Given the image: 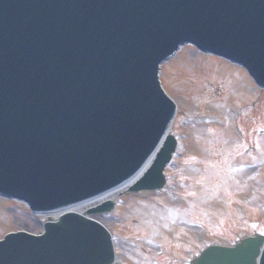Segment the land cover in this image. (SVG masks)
Segmentation results:
<instances>
[{"label": "rangeland", "instance_id": "obj_1", "mask_svg": "<svg viewBox=\"0 0 264 264\" xmlns=\"http://www.w3.org/2000/svg\"><path fill=\"white\" fill-rule=\"evenodd\" d=\"M162 77L167 90L177 102L178 115L173 123L172 131L180 135L182 142L179 153L166 171L168 175H178L183 180L178 184L169 182L170 190L186 195L191 204L194 203L202 211H212L214 216L226 215L227 211H234L240 203L244 208L245 205L254 204L255 196L257 193L261 196V193H256L249 185L243 188L242 184L248 180L245 178L250 174L252 179L249 181L253 180V176L264 177V161L254 162V167L250 171L240 169L241 171L225 174L226 176L220 169L222 164L230 162V150L225 147L231 148L235 144L236 131L232 127L235 120L233 110L230 108L236 106L240 109L244 104L253 102L256 104L253 109L254 119H258L261 127H264V92L255 89L240 70L196 54L189 47L182 48L174 60L163 66ZM253 111H245L240 122V125L243 124L248 130L246 139L250 142L255 139L253 138L254 129L250 130L249 127V124L253 125L250 115ZM191 114L215 115L222 120L226 117L227 126L222 128L224 134L218 133L213 138L206 134L207 131H213L208 127L204 130H197L199 127H194L192 123L185 125L184 116ZM254 143L257 150L259 149L261 154L264 153V138ZM220 152L223 156L215 163L213 176H201L200 178L199 169L203 164L194 168L185 165V158L188 156L196 155L200 160L207 157L216 159V155ZM182 154H186V157L184 158ZM154 196L157 198L156 201L152 199L153 196L141 194L140 197L147 200L138 201L130 199L128 191H122L113 201L117 207L110 213L96 217L114 234L116 256L123 264H152L151 259L153 258L167 263L171 261L170 255H181L187 258L191 255L192 247L198 248V242L201 239L227 244L235 239L231 231L236 232L241 228L229 220L222 228H219L220 233L215 234L208 230L193 228L180 220L175 222L170 218L175 217L178 211L162 208L159 205L153 206L157 202H166V194L161 192ZM239 197L242 200H239ZM246 198L249 202L244 204L243 201ZM183 203L185 204L184 201L180 204ZM181 208L191 216L197 215L192 213L191 207L186 208V204ZM239 213L242 216L245 211L237 210L231 217L238 218ZM248 214L253 220L264 224V217L261 215L249 212ZM44 219L45 217L28 213L18 204L0 199V238L10 231L25 230L30 233H40ZM241 230L240 234L243 235L247 229L242 228ZM124 235L136 238L137 243L133 240L132 242L126 241ZM157 253L163 254L162 256L165 254V256L160 257Z\"/></svg>", "mask_w": 264, "mask_h": 264}, {"label": "water", "instance_id": "obj_2", "mask_svg": "<svg viewBox=\"0 0 264 264\" xmlns=\"http://www.w3.org/2000/svg\"><path fill=\"white\" fill-rule=\"evenodd\" d=\"M1 1V0H0ZM5 1V0H3ZM70 0H63V1H55V0H48L47 2L49 3V7L51 11H54V7L57 5H63L66 2H68ZM80 3V6L82 5V0H78ZM77 0H72L71 4L74 5L75 3L78 2ZM107 1L108 0H94V11L91 14L90 19L94 22H98V27L97 29H95V34L96 33H100L102 35H105L106 33H108V31H106V29H101V28H105L103 27V23L106 22L109 17L105 14V10L107 11ZM246 1V5L247 7H251L248 3L249 0H243ZM261 2L263 0H260ZM88 2V0L85 1V4ZM1 3V2H0ZM17 3V4H16ZM13 4H15V7H18V2L14 1ZM170 4H171V14H172V20L176 21V20H183L182 18H186V16H192L194 19H196V17H198L201 12H205L204 14H201L199 17L202 16L201 20H198L195 24H191L193 26L194 29H197L196 32H200L202 36H204L206 39H216L217 41L221 42L224 41L225 45H228L230 47H234V43L239 44L242 43L246 40V44H250L251 41L247 40L248 38L246 37V39L244 40L243 36H241L239 33V31H232L231 29L235 27V25H230L229 21L224 20V16L228 15L227 13L222 14V11H224L227 7H220L218 9L219 3L217 2V0H170ZM29 6L33 7V8H37L40 7L41 4L39 3L38 0H31L29 1ZM79 9V8H78ZM75 11H67V10H62L61 12L68 18L70 19H75L76 17V12ZM185 9V12L187 13L186 15L182 13V11ZM20 12H22L21 9H19ZM249 12V11H248ZM162 16V14H161ZM218 16V17H217ZM173 24V23H172ZM224 24V25H223ZM178 25L180 24H173V28L177 29ZM93 26V25H92ZM218 27H220L221 29H223V31H225V35L223 31H220L218 29ZM2 34V33H1ZM5 35V33H3ZM2 34V37L4 36ZM170 36V35H169ZM169 36L164 37V39H166V42L168 43H174V38H171ZM196 40L197 39H201L199 37H193ZM94 39V34L89 35L86 31V28L82 27V28H77L75 25H70L66 28H64L62 31H60L58 33V38L55 41V44L53 45L52 48V53L50 54V57L48 56L46 58L45 63L43 62V66L45 67L44 72L45 74L40 75V79H48V78H52V75L50 74V72H54L55 71V67H61L62 65H64L63 63H57L54 62L52 60L54 54L57 53H66L68 55H71V53H75L76 49H77V44H81L84 46H86V43H91ZM20 39L19 38H15L13 39V37H8L6 38V36L4 38H0V47L3 48L2 52H0V56L3 53L4 59L9 57L10 55H14L13 50L15 48L16 42H18ZM46 40V39H45ZM193 52H195L190 46H188ZM196 54H199L197 52H195ZM201 55V54H200ZM61 56H58L57 59H59ZM206 58H210L214 61H217L211 57H206ZM219 61V60H218ZM217 61V62H218ZM221 62V61H219ZM1 63V62H0ZM222 63V62H221ZM224 64V63H223ZM37 71V69H35ZM54 87V86H52ZM8 109H10L8 112H10L12 110V107L10 106V108L8 107ZM19 109H22V107H18L17 109V115L21 114V111ZM151 110L153 112H157V108L156 107H151ZM118 131V130H117ZM110 132V131H109ZM154 133V132H153ZM152 135H148L147 138H152ZM151 143H153L152 141H148L147 143L144 144V148H140L139 150H145V148H148ZM142 144H140L141 146ZM172 148V144L170 142L166 143L165 145V149L166 153L168 154L171 151ZM136 154V152H135ZM129 156V155H128ZM127 156V157H128ZM116 159H118L119 161H117ZM113 161L110 160L111 165L104 168V170H100V176L103 177L107 174H115L116 171L118 170V164H120V157L119 158H114L112 159ZM109 162V163H110ZM1 165L6 164V162H4L3 160H1ZM27 164V163H26ZM24 164L23 167L19 166V167H15V168H11V172L15 173V175L9 174L8 176L11 179H18L21 178L23 181V185H21V192H29L31 189H33L32 187L34 186V189L39 190L40 188L38 186L43 185L42 181L40 184H36L34 183L35 181H38L39 179L34 177V171L32 169V167L30 166V164ZM2 167H6V166H0V172H4L5 170H2ZM52 169H54V166L52 167ZM110 169V172H107L106 170ZM96 173L93 172V175H95ZM28 176H31V178L27 179ZM81 178V177H80ZM116 178V177H114ZM113 178V179H114ZM84 179V178H81ZM31 182V183H30ZM55 182V180L51 179L50 181V185H53V183ZM68 185V183H67ZM37 186V187H36ZM55 187H53L56 191L57 194H60L62 192H64L65 187H60L57 185H54ZM69 188H71V186H67ZM73 188V187H72ZM7 201V200H6ZM15 204L20 205L22 208H24L28 213H30V211L26 208L25 205L21 204V203H17L14 201H9ZM31 214V213H30ZM88 224V222H86ZM250 243L249 241H247L246 243H242L238 248V250H244L246 251V255H244V261H246V259L248 257H252V256H256L257 255V247L253 246L250 247ZM246 247V248H244ZM213 255H209L208 257L204 256V257H200L197 261L194 262V264H203L202 263V259L207 260V262H209L210 258H212ZM224 264H241V262L238 261H234V260H230L228 261V263H224Z\"/></svg>", "mask_w": 264, "mask_h": 264}, {"label": "bare ground", "instance_id": "obj_3", "mask_svg": "<svg viewBox=\"0 0 264 264\" xmlns=\"http://www.w3.org/2000/svg\"><path fill=\"white\" fill-rule=\"evenodd\" d=\"M118 191H119V189L109 191V193H106V195L101 200H103V201H106V200H111L112 201V200H114V197L117 195ZM96 204H97V201H93L91 203H88V204L84 205L82 208H83V210H85V208L87 209L88 207L94 206ZM75 208H76V206H72L70 208H67L66 211H68V210H72V211H75V212L78 211V209H75ZM81 210L82 209H80V211ZM55 215L56 214H54L53 216H55ZM49 216H52V215L49 214Z\"/></svg>", "mask_w": 264, "mask_h": 264}]
</instances>
